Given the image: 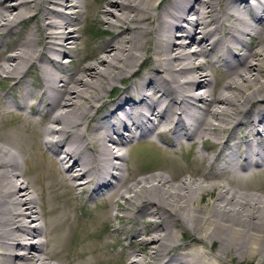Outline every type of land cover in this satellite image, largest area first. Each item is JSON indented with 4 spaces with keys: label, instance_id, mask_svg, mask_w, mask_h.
I'll use <instances>...</instances> for the list:
<instances>
[{
    "label": "bare ground",
    "instance_id": "6f19581e",
    "mask_svg": "<svg viewBox=\"0 0 264 264\" xmlns=\"http://www.w3.org/2000/svg\"><path fill=\"white\" fill-rule=\"evenodd\" d=\"M87 6L0 0V75L38 76L0 95V264H106L117 219L121 264H264V0H95L109 39L71 68ZM165 134L197 163L132 170Z\"/></svg>",
    "mask_w": 264,
    "mask_h": 264
},
{
    "label": "rangeland",
    "instance_id": "374dc122",
    "mask_svg": "<svg viewBox=\"0 0 264 264\" xmlns=\"http://www.w3.org/2000/svg\"><path fill=\"white\" fill-rule=\"evenodd\" d=\"M90 4H95V0H88V6L86 7L87 12L84 15V17L81 19L80 24L78 26L81 27L80 44L78 46L79 48L75 51L74 55L72 56L63 55L62 57L66 59L67 57H70V59L73 60V62L69 64L67 63L68 65H70L71 68H76V66H78L79 63L82 62L81 60L85 55L90 54V52H92L94 49L99 48L105 40L109 39V35L105 33L108 26L103 23H98L93 19L94 17L93 14L89 12ZM26 26L27 25L23 23L21 29H24ZM14 40L15 37L10 36L7 38L6 44L12 43ZM0 48L4 49L5 47H0ZM149 55L153 56L152 50L150 51ZM144 68L146 69L147 67ZM0 80H1L0 81L1 96H4L5 93L8 95H12L10 93L11 90H14V96L17 95V97H19L23 95L26 92L27 82L30 83V85L32 86L31 87L32 90H37L35 89V87L37 88V85L35 83L38 81V76H37L36 68L34 66H32L29 69V73L25 78V82L22 85V87L19 89L14 88V84L16 83L17 80L16 78H11L8 77L7 75H0ZM32 82L34 84H32ZM131 83L132 80H130L128 84L131 85ZM116 90H119V88H117ZM115 93L118 94L119 92H114V94ZM26 112L28 113L29 111L26 110ZM39 129L41 128L39 127ZM164 137L165 139H161L158 137L155 138L158 148H153L145 144L147 141L145 138L144 139L140 138L136 141H132V143L128 145L126 149L131 148L130 149L131 155L128 154V159H129V164L132 167V170L136 171L137 169L139 170L147 167L159 166L165 168L168 171L174 170L178 172L181 169H186V166H190L189 164L195 165L197 163L195 161V159L197 158L195 157L194 159L193 149H191L189 145L185 147L180 146L181 144L173 145L170 141H168L171 139V135L165 134ZM185 141L188 142L187 140ZM202 148L205 147H203L200 141H197V144H195L194 146L195 151H198L199 149ZM207 152H209L210 155H212L214 151L207 150ZM47 153L48 155H50V157L52 156V153L49 149L47 150ZM21 166L23 169L26 168V164L23 159L21 160ZM139 177H143V175H137V178ZM260 182L264 183V178H262ZM78 204L81 206H80V210H78L77 213L80 214L81 212L82 215H86L87 213L90 215L96 212H103L105 211V209L111 207V205H109L110 203L104 198L98 199L96 201H90L89 195L84 196V200L79 202ZM120 213L125 214V211L123 212L120 211ZM148 218H149L148 216H144V215L142 216V218L139 217L138 226L142 227L144 223L145 224L148 223L149 222ZM142 220L144 221V223L142 222ZM131 221L133 220L130 219V221L128 220V222L125 221L127 222L126 227L131 225L132 223ZM120 224L121 223L117 219L112 227L104 228L105 225H101L98 228V230L102 233V235L105 236V239L109 240L111 244V246L109 245L107 247L111 251L109 254L111 256V259L106 264H121L118 258L121 255L120 251L122 249H125L126 244H129L130 240L129 239L128 241L126 240V234L122 230H115L120 226ZM186 232L191 234L189 231ZM183 235L184 234L182 232H178V236L180 238L181 237L183 238ZM189 241H191V239L180 240V242L184 245L188 244ZM206 245L208 246L207 249L210 253H216L215 247L211 251L210 246L207 243Z\"/></svg>",
    "mask_w": 264,
    "mask_h": 264
}]
</instances>
